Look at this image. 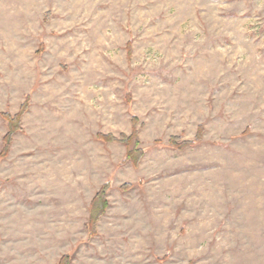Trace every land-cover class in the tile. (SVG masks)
I'll list each match as a JSON object with an SVG mask.
<instances>
[{
    "label": "rangeland",
    "instance_id": "obj_1",
    "mask_svg": "<svg viewBox=\"0 0 264 264\" xmlns=\"http://www.w3.org/2000/svg\"><path fill=\"white\" fill-rule=\"evenodd\" d=\"M64 254L264 264V0H0V264Z\"/></svg>",
    "mask_w": 264,
    "mask_h": 264
},
{
    "label": "trees",
    "instance_id": "obj_2",
    "mask_svg": "<svg viewBox=\"0 0 264 264\" xmlns=\"http://www.w3.org/2000/svg\"><path fill=\"white\" fill-rule=\"evenodd\" d=\"M26 104V103H24ZM23 104V105H24ZM22 105V106H23ZM26 111V108L21 107L20 111L16 114L15 117H9L7 114H4L5 118H7L8 122L12 124H15L14 127L10 126L8 133L4 136L3 142V151H6L11 143V136L13 133V130L18 129L20 118L22 114ZM11 121V122H10ZM199 136V133L197 134V137ZM121 140L125 144L127 150L125 152V158L123 162L131 161L133 164L139 161L140 157L143 155L144 151L142 148H139V140L136 134V131H133L131 135L129 136H121ZM97 138L102 141H116L117 137L113 136L112 134H103L99 133L97 135ZM172 145L177 148H184L188 145L192 144L191 141L182 140L181 142H178L177 137H172ZM191 142V143H190ZM109 187V183L104 184L99 191L95 193L93 196L90 208H89V219H88V226L92 229H94L96 220L98 217L104 212L106 206H107V200H106V190ZM70 257L68 254H64L57 264H69Z\"/></svg>",
    "mask_w": 264,
    "mask_h": 264
}]
</instances>
